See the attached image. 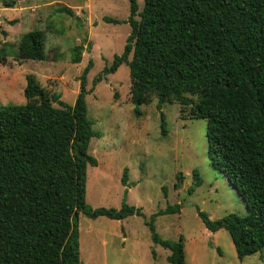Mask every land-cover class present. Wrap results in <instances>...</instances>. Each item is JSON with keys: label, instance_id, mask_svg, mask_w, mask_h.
I'll return each mask as SVG.
<instances>
[{"label": "trees", "instance_id": "trees-1", "mask_svg": "<svg viewBox=\"0 0 264 264\" xmlns=\"http://www.w3.org/2000/svg\"><path fill=\"white\" fill-rule=\"evenodd\" d=\"M13 7V2H6ZM131 32L94 78L96 86L123 63L130 70L134 113L157 98L180 105L183 119L202 118L214 166L234 185L248 212L212 219L198 208L210 231L226 229L239 259L264 246V0H129ZM64 13L73 14L68 7ZM139 16V18H137ZM1 32V30H0ZM46 34L25 32L19 59L45 60ZM7 44V43H6ZM82 45L72 48L81 61ZM0 61H6L4 46ZM90 60L81 74L74 104L49 94L36 75H26L24 104H0V264H84L80 253L79 214L123 220L143 215L141 207H91L86 201L91 138L100 136L87 115ZM54 102H58L56 106ZM161 132L167 134L165 115ZM195 184H201L197 170ZM128 169L122 182L128 183ZM193 189H191L192 191ZM171 204L153 213L148 224L154 243L169 249L172 264H186L183 237L171 240L156 231L155 217L175 213ZM155 255V252H153Z\"/></svg>", "mask_w": 264, "mask_h": 264}, {"label": "rangeland", "instance_id": "rangeland-1", "mask_svg": "<svg viewBox=\"0 0 264 264\" xmlns=\"http://www.w3.org/2000/svg\"><path fill=\"white\" fill-rule=\"evenodd\" d=\"M9 1L13 7L4 6ZM143 5L144 0H138L139 11ZM61 7H68L73 14L62 12ZM129 14V0H0V49L4 46L6 55V61H0V104L26 103L29 73L36 75L49 94H59L74 104L81 74L92 60L87 73V115L101 135L92 137L89 144L90 153L99 162L88 165L86 201L93 208H120L127 202L143 212L123 220L80 213L82 261L172 264L167 259L170 250L153 242L146 221L159 209L180 203L179 212L159 214L154 223L163 238L183 237L186 264H264V246L239 259L229 232L224 228L210 231L199 215L198 208L212 219L230 212L243 216L248 212L243 197L213 164L206 121L181 118L176 102H167L159 109L156 97L142 104V115L137 116L125 63L93 86L105 64L122 53L131 32L128 22H108L105 17L126 20ZM34 28L46 34L47 57L19 59V40ZM76 45L83 48L79 63L72 62ZM162 113L166 135L161 132ZM125 168L129 184L122 182ZM194 170L201 184H195Z\"/></svg>", "mask_w": 264, "mask_h": 264}, {"label": "crops", "instance_id": "crops-1", "mask_svg": "<svg viewBox=\"0 0 264 264\" xmlns=\"http://www.w3.org/2000/svg\"><path fill=\"white\" fill-rule=\"evenodd\" d=\"M125 234H126V233H125ZM125 234H124V237H123L124 241L127 240V236H126Z\"/></svg>", "mask_w": 264, "mask_h": 264}]
</instances>
